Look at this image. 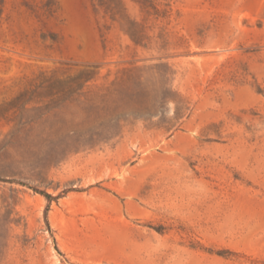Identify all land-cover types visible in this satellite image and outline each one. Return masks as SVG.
<instances>
[{"label":"rangeland","instance_id":"1","mask_svg":"<svg viewBox=\"0 0 264 264\" xmlns=\"http://www.w3.org/2000/svg\"><path fill=\"white\" fill-rule=\"evenodd\" d=\"M0 264H264V0H0Z\"/></svg>","mask_w":264,"mask_h":264},{"label":"trees","instance_id":"2","mask_svg":"<svg viewBox=\"0 0 264 264\" xmlns=\"http://www.w3.org/2000/svg\"><path fill=\"white\" fill-rule=\"evenodd\" d=\"M80 75V77L79 76H76V78L79 80V79H82V83H81V87H83L84 85H85V83H87L88 81H90V79H92V77L91 76H87V75H84V74H87L86 73V71L85 70H83V71H81L80 73H79ZM84 75V76H83ZM98 90H102V89H98ZM80 93H82V92H80ZM83 93H85V96H90V94H92L90 91H85V92H83ZM106 95V93H104V94H102V96H105ZM46 198H49L50 196L48 195V194H43Z\"/></svg>","mask_w":264,"mask_h":264}]
</instances>
